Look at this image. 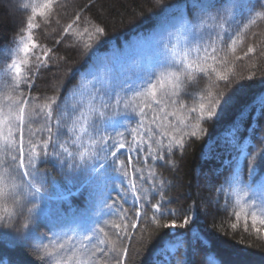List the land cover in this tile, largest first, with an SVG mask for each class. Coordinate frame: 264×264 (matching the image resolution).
<instances>
[{"label":"snow or ice","instance_id":"6c2138e0","mask_svg":"<svg viewBox=\"0 0 264 264\" xmlns=\"http://www.w3.org/2000/svg\"><path fill=\"white\" fill-rule=\"evenodd\" d=\"M58 2L59 0H44L41 4L31 6L32 15L27 19V36L20 37L14 50L8 49L4 63L0 64V206L3 207L0 233H12L15 243L25 244L30 250L36 251L33 242L40 237L36 229L46 222L51 226L49 231L59 229L65 235L69 231L82 232L84 239L91 244L96 238V221L93 217H98L107 209L110 210L109 214L121 216V223L114 225L117 230L115 239L107 242L100 240L93 245V254L103 255L105 251H109L110 264H125L129 249L123 246L122 238H126L130 235V230L137 227L136 220L143 219L155 230L156 235L161 230H171V238L162 243L159 251L170 258L184 249V258L177 260L176 264H189L188 250L192 249L195 254L197 245L200 248L206 246V241L201 238L202 234L192 228L194 218L200 214L197 204L193 203L185 209L191 215H184L181 221L172 218L177 216V209L170 207L171 200L165 195L163 187L165 181L153 184L155 193L161 199L151 205L154 211L150 219L146 212L141 217L139 210H132L134 215L129 217L130 210L124 209L118 201L122 199L127 203L126 197L130 194L134 202H148V197L139 186L140 183H146L148 177L142 175L144 168L137 167L139 159L133 153H146L145 162L151 159L171 163L165 160L166 155L176 149H183L185 137H197L198 132L203 131L201 121L217 116L218 108L223 112L230 106L233 96L227 91V82H233L239 88L240 81L253 79V76L245 78L241 75L237 81L231 68L220 70L218 65L225 64L227 57L219 58L221 49L216 45L227 43L231 39V51L235 53L237 39H232L231 33L235 32L237 37L240 35L237 17L245 11L251 14L257 8L261 10L257 13V17H260L264 13V0H183L182 7L177 6L161 31L138 41L153 52L151 61L143 63L137 57L127 64H115L117 53L111 57H96L88 74L91 77V87L87 91L90 98L88 116L82 113V101L72 104L64 102V94L59 86L51 96L33 95L42 72L50 63L58 67L62 60L54 56L51 48L37 44L32 37V30L41 28L36 16L44 18V25H50L53 22L54 5ZM164 3L165 0H157V4ZM83 10L81 8L80 13H76L75 18L62 31L83 43L82 55H88V50L93 48V37L98 39L103 36L105 28L83 20ZM55 22L59 24V21ZM81 23H87L88 27L79 30ZM249 23L255 24L256 20L252 19ZM181 42L187 45L199 42L200 46L196 51L199 53L203 47V62H189L187 52L178 54L177 46ZM254 51L252 47H248L244 55ZM91 55L95 56V52H91ZM209 59L212 63H207ZM239 59L241 58L236 57V60ZM63 63L66 65L67 61ZM65 71L70 73L72 67L68 66ZM196 74L206 76L210 87L200 94L198 103L189 107L182 102L181 97L192 96V92L187 89L197 83ZM212 74H215V80L212 79ZM220 81L226 82L223 90H220ZM141 88L142 92L138 90ZM137 97L143 98L139 105L134 103ZM121 105L133 113L139 109L140 122L135 128L128 129L124 121L120 127L125 128L127 135L132 136L131 140L117 129L113 130L115 136L107 134L109 127L106 120L111 118L109 113ZM170 107L172 111H168ZM149 112L152 113L151 116ZM249 113H254L257 119L264 116V93L241 112V121L246 120ZM131 117L127 120L137 119L135 115ZM70 121L78 123L80 127H70ZM191 121L195 123H190ZM34 124H39V127L34 128ZM239 130L240 125L234 124L229 133V143L236 155L227 161L225 167L228 176L218 191L226 195L235 192L237 202L247 197L249 206L253 209L259 205L260 215L255 210L250 213L252 226L259 233L262 229L256 228L257 222L264 225V178H261L264 177V134L259 138L258 145L249 147L248 143L240 142ZM251 131L254 132L255 129ZM153 145H158V148H153ZM121 150L128 154L126 162L120 159ZM43 160H50L58 165L69 183H77L87 190L88 206L85 209L68 214L57 210L55 216L51 214V198L47 194L49 179L46 170L39 166ZM134 160L136 163H133ZM148 167L151 169L152 165ZM149 176L155 181L154 172L150 171ZM113 193L118 194L117 199H113ZM58 198L67 199V196ZM21 200L24 202L23 206L17 208L16 205ZM143 206L140 203V207ZM25 208L28 216L26 222L20 224ZM239 218L240 213L237 212L236 219ZM231 227L235 229L237 224L233 223ZM180 229L184 231H177ZM149 238H153L152 233ZM108 244L111 245L110 248L107 247ZM47 249L48 245H43V255L38 264H46L45 257L52 256L56 251L55 246L52 252ZM59 249L62 251L63 245H59ZM0 264L5 262L0 259ZM55 264H66V261L57 259Z\"/></svg>","mask_w":264,"mask_h":264},{"label":"trees","instance_id":"16d2710c","mask_svg":"<svg viewBox=\"0 0 264 264\" xmlns=\"http://www.w3.org/2000/svg\"><path fill=\"white\" fill-rule=\"evenodd\" d=\"M43 2L44 0H0V64L4 63L8 49L14 50L20 42V37L27 36V19L32 15L31 6ZM85 5L87 7H84ZM182 5L183 0H165L164 4H157V0H59L58 4L54 5L53 22L50 25H44V18L36 16L41 28L32 30V37L37 44L51 48L54 56L62 60L58 67L50 63L42 72L37 79V87L33 95L51 96L54 89L59 86V90L64 94V102L72 104L82 101L83 115H90V98L87 91L91 87V77L88 74L93 68L96 57H111L117 53L115 64H127L137 57H140L143 63L151 61L153 52L138 41L161 31L167 19L177 10V6L182 7ZM81 8H84L81 13L83 20L105 28L103 36L98 39L93 37L91 41L93 48L88 50V55H82L83 43L78 42L75 36L62 31L63 27L75 18V14L80 13ZM260 12L261 10L257 8L251 14L245 11L237 17L240 35L237 37L235 32L231 33L232 39H237L235 53L231 51V39L227 40V43L216 45L221 49L219 58L227 57L225 64L218 65L220 70L231 68L236 74L237 81L241 75L245 78L253 76V79L240 81L239 88L235 83L227 82V91L233 96L230 106L223 112L218 108L217 116L211 120L201 121L203 131L198 132L197 137H185L183 149H176L166 155L165 160L171 163L151 159L145 162L146 153H133L132 155L139 159L137 167L143 166L142 175L148 177L146 183L139 184L143 194L148 197V202H134L130 194L126 197L127 203L122 199L118 201L120 206L130 210L129 217L134 215L132 210H139L141 217L146 212L150 219L154 211L151 205L161 199L160 195L155 193L153 184L165 181L163 187L165 195L171 200L170 207L177 209V216L172 218L181 221L184 215H191L185 209L193 203L197 204L200 214L194 218L195 223L192 228L202 234L201 238L206 241V246L200 248L197 245L195 254L192 249L188 250L189 264H264V225L257 222L256 228L262 229L258 233L252 226L250 215L253 210L260 215L259 205L253 209L249 206L247 197L237 202L235 192L226 195L218 191L228 176L226 163L236 155L229 143V133L233 125H240V142L248 143L249 147L258 145L259 138L264 134V116L257 119L254 113H249L246 120L240 119L241 112L245 111L256 97L264 93V13L257 17V13ZM252 19L256 20L255 24L249 23ZM55 21H59V24ZM85 27H88V24L81 23L79 30L82 31ZM199 46V42L191 45L181 42L177 46V52L180 55L187 52L189 62L201 63L205 53L203 47L197 53L196 48ZM248 47H252L255 51L245 56ZM34 51L39 52L40 49ZM93 51L95 56L91 55ZM236 57L241 59L236 60ZM63 61H67V64L65 65ZM207 63H212L211 59ZM68 66L72 67L70 73L65 71ZM196 76L197 83L187 89L192 92V96L181 97L182 102L189 107L193 103H198L200 94L210 87V81L206 76L201 77L200 74ZM212 79H216L215 74H212ZM225 84L226 82H219L220 90L225 88ZM138 90L143 91L142 88ZM142 99L137 97L134 103L139 105ZM172 110L171 107L168 109V111ZM151 114L149 112L150 116ZM109 115L111 118L106 120V125L109 127L107 134L115 136L113 130L117 129L124 132L126 138L131 140L132 136L127 135L126 129L120 127L124 121L128 129L135 128L140 122L139 109L137 108L133 113L131 110H125L121 105L113 108ZM131 115H135L137 119L127 120L132 118ZM190 123L194 124L195 121ZM69 126L77 129L80 127L78 123L72 121L69 122ZM33 127H39V124H34ZM116 139L120 138L116 137ZM164 144H167V140ZM86 146L87 137H85ZM153 148H158V145H153ZM127 155L125 150H121L120 159L126 162ZM133 163L136 161L134 160ZM148 165H152V168L149 169ZM39 166L46 170L48 175L47 194L51 198L49 204L53 216L57 210L68 214L88 206L87 190L77 183H69L58 165L50 160H43ZM150 171L155 173V181L149 176ZM117 195L113 193V199H117ZM60 196H67V199H59ZM23 203L21 200L16 207L23 206ZM140 203L144 204L143 208L140 207ZM9 207L11 210V202ZM24 211L25 215L20 217V224L25 223L28 216L26 208ZM109 212L110 210L105 209L98 217H93L96 221L94 225L96 238L91 244L84 239L82 232L69 231L65 235L59 229L49 231L51 226L46 222L41 223L36 229L40 237H47H38L33 242L36 251L30 250L25 244L15 243L12 233L7 235L0 233V259L5 264H38L40 256L43 255V245H48V251L52 252L53 246L56 251L52 256L45 257L46 264H55L57 259L66 261V264H81V262L110 264L109 251H105L103 255L92 252L93 245L98 244L100 240L107 242L115 239L117 230L114 225L121 223L122 217ZM237 212L240 213L239 220L236 219ZM0 214H3L2 206H0ZM135 222L137 227L131 229L130 235L126 238H122L123 246L129 249L125 264H176L177 260L184 258V249H180L170 258L159 251L162 243L171 238V230L164 229L156 235L147 221L141 219ZM233 223L237 224L235 229L231 227ZM245 223H247V231H245ZM100 229L103 231L101 232ZM150 233L153 234V238H149ZM117 243L119 246L120 242ZM59 245H63L62 251ZM100 247L104 248L105 245ZM107 247L110 248L111 245L108 244Z\"/></svg>","mask_w":264,"mask_h":264},{"label":"rangeland","instance_id":"374dc122","mask_svg":"<svg viewBox=\"0 0 264 264\" xmlns=\"http://www.w3.org/2000/svg\"><path fill=\"white\" fill-rule=\"evenodd\" d=\"M207 182H209V181H207Z\"/></svg>","mask_w":264,"mask_h":264}]
</instances>
